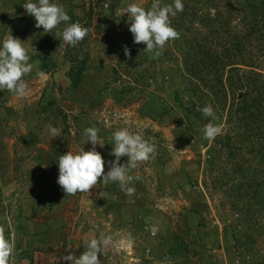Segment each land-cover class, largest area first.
I'll list each match as a JSON object with an SVG mask.
<instances>
[{"label": "crops", "instance_id": "crops-1", "mask_svg": "<svg viewBox=\"0 0 264 264\" xmlns=\"http://www.w3.org/2000/svg\"><path fill=\"white\" fill-rule=\"evenodd\" d=\"M8 29L0 40V47L10 34ZM34 48L32 53L28 52L33 70L24 77L29 85V95L18 98L7 90L0 91V181L3 196L16 197L22 204L24 218H49L45 230L40 223L34 226L33 244H24L20 248L29 251L20 255V264H69L62 259L63 256L71 251L79 257L85 251L84 245L101 233L105 236L114 233L132 241L141 258L139 264H230L234 258L229 255L231 252H225L222 247L218 251L222 254L216 256L215 249L209 244L183 241L179 224H175L174 219H164V210L168 207L164 204L168 201L191 205L204 219L211 217L205 201L185 196L181 199L184 193L173 199L166 192L171 181L176 190L185 185L181 174L184 166L166 164L164 151L158 152L157 149L154 158L129 171V175L138 178L129 184L136 190L132 196L121 191L119 182L103 184L102 177L101 183L85 193L82 201L81 193L66 196L57 183L59 156L69 150L76 153L82 147L85 151L90 150L92 145L86 142L84 130L95 126L100 129L98 136L104 143L102 148L98 144L96 150L105 160L106 174L110 170L108 162L115 160L110 155L115 131L127 128L148 141L141 130L135 129L149 118L145 114L147 107L140 112L124 103L122 98L119 100L121 104L114 98H104L101 91L117 68L114 58L101 49L100 44L89 47L87 67L74 92L67 76L70 68L68 56L62 51L55 68L41 71L39 49L37 45ZM39 72L45 74L43 78ZM66 96L68 99L63 101L74 110L75 134L65 129L62 117L61 110L66 107L61 101ZM109 109L118 113L110 122H115L114 126L101 124ZM49 125L61 129L60 135L53 137L48 130ZM127 159L121 157L120 163H126ZM174 173L176 176L172 179ZM153 226L157 229L154 236L150 234ZM194 227L195 233L202 229L198 222ZM147 248L152 250V258L147 254ZM99 259L101 264H117L108 250L105 255L100 254Z\"/></svg>", "mask_w": 264, "mask_h": 264}, {"label": "rangeland", "instance_id": "rangeland-1", "mask_svg": "<svg viewBox=\"0 0 264 264\" xmlns=\"http://www.w3.org/2000/svg\"><path fill=\"white\" fill-rule=\"evenodd\" d=\"M26 2L28 0H0V40L9 28V32L15 31V37L23 41V46L32 53L36 45L34 37L28 30L22 34L24 29H28L27 20L34 19L22 6ZM50 2L64 6L71 18L68 23L78 22L87 25L89 31L83 45L87 53L90 46L100 44L101 49H105L110 57L114 58L117 69L101 91L105 95L104 98H114L118 103L123 99L124 103H129L138 111L147 107L145 114L149 118L138 124L135 129L141 130L148 141L156 145L158 152L164 151L166 164L171 166L181 164V168L184 166L181 171L184 188L176 190L171 181L166 192L173 199L184 193L181 199L185 196L205 201L211 212V217L204 219L197 215L196 209L191 205L168 201L164 204L168 206L164 210L166 211L164 219L169 218V221L174 219L175 224H179L183 241L209 244L215 249L216 256L222 254V251L218 252L222 247L225 252H231L229 255L234 258L230 264H264V219L259 220L255 227H249L247 223L245 224V215L236 214L239 211L231 208L222 191L211 188L208 155L212 154L213 140L205 139L202 129L207 123L212 122L221 124L224 132L226 126L221 119V112L215 113L208 98L199 99L198 93L192 94L183 75L181 45H176L174 40H171L166 43L162 56L153 59L152 54L144 51L145 44L134 43L125 9L131 3H137L147 9L150 8L152 0H50ZM66 26L62 23L49 34L51 42L48 46L57 61L62 56L64 43L61 37L56 36V32L62 31ZM127 41L131 46L135 45L130 51V58L122 51ZM67 99V96L64 97L61 103L74 114L72 107L65 103ZM206 105L213 108L217 119L205 117L198 110ZM109 111L105 113L109 120L102 119L101 124L114 126L115 122H110L118 113L115 110ZM233 142L236 145H244L242 138L237 134L233 135ZM175 176L176 173L171 175V178ZM21 205L15 196L2 195L0 200V226L5 229V236L14 242L15 250L10 264H20V248L24 244H33L35 241L33 230L37 223H40L44 230L48 227L49 218H24ZM197 222L202 223V229L195 233L194 226ZM202 231L206 233L203 235ZM110 235L132 243L114 233Z\"/></svg>", "mask_w": 264, "mask_h": 264}, {"label": "trees", "instance_id": "trees-1", "mask_svg": "<svg viewBox=\"0 0 264 264\" xmlns=\"http://www.w3.org/2000/svg\"><path fill=\"white\" fill-rule=\"evenodd\" d=\"M237 1L182 0L183 12L170 20L180 34L174 43L181 45L183 75L192 94L208 98L226 126L213 139L208 155L211 188L221 190L231 208L239 211L236 214L245 215V224L255 227L264 219V0ZM26 26L22 34L28 30L34 37L40 70L55 68L50 33L36 28L35 19L27 20ZM10 34L14 37L15 31ZM85 42L86 37L75 47L64 44L62 49L70 61L67 76L73 92L87 67ZM125 46L132 51L135 45L127 41ZM234 134L242 138L243 146L234 144ZM2 195L0 187V200Z\"/></svg>", "mask_w": 264, "mask_h": 264}, {"label": "clouds", "instance_id": "clouds-1", "mask_svg": "<svg viewBox=\"0 0 264 264\" xmlns=\"http://www.w3.org/2000/svg\"><path fill=\"white\" fill-rule=\"evenodd\" d=\"M23 8L26 13L35 19V27L43 28L44 33H51L62 23L67 26L62 31H57L56 36L61 37L65 45L75 47L84 40L88 34V28L78 22L68 23L70 16L63 5L51 3L50 0H28ZM182 0H173L172 4H163L161 0H153L150 8H145L137 3L127 6L124 13L128 14L129 31L133 35L134 43L145 44V52L152 54L153 59H158L163 54V49L171 40L179 39V33L171 26L170 17H175L178 12H183ZM125 56L130 58V49L124 46ZM30 56L23 46V41L9 34L5 37L0 47V91L7 90L18 98L29 95L30 89L24 77L30 74L34 65L30 63ZM38 75L43 78L44 73ZM205 117L217 119L213 108L206 105L199 108ZM48 130L53 137L59 136L61 129L48 126ZM100 129L88 127L84 130L87 137L86 142H90L92 147L85 151L80 148L73 153L69 150L66 154L58 158V185L67 195L77 193H89L98 183L108 184L109 182H119L121 191L127 196L136 193L134 187L129 184L137 177L129 175V171L135 169L138 164L147 162L155 157L156 145L145 140L138 132H131L127 128L117 130L113 133L114 145L110 155L115 160L109 161L110 170L105 174V160L96 146L102 148L104 143L98 136ZM223 131L221 124L207 123L202 129L203 136L207 140H213ZM85 142V143H86ZM121 157H127V162L120 163ZM62 202V201H61ZM117 243L111 235L105 236L103 233L98 238H91L85 245V251L76 257L69 251L68 255L62 257L69 264H101L99 255L106 254L110 248L116 247ZM71 248V247H68ZM14 242L7 239L5 229L0 226V264H10V259L14 253Z\"/></svg>", "mask_w": 264, "mask_h": 264}, {"label": "built area", "instance_id": "built-area-1", "mask_svg": "<svg viewBox=\"0 0 264 264\" xmlns=\"http://www.w3.org/2000/svg\"><path fill=\"white\" fill-rule=\"evenodd\" d=\"M64 112L66 113V125L68 126V130L75 134L77 127L74 120V114L72 111L67 109H65ZM104 120H109V116H104ZM84 194L85 193H81V201L84 199ZM153 227L154 229H150V234L152 236L156 234L157 230L155 226ZM113 239L114 242L117 243V246L110 248L108 251L117 264H139L141 262V258L138 256L132 243L123 239H117L114 236ZM146 252L151 258L153 257L152 250L150 248H147Z\"/></svg>", "mask_w": 264, "mask_h": 264}]
</instances>
